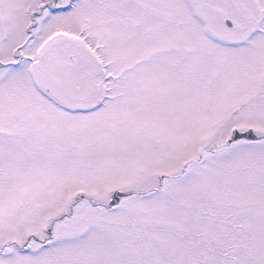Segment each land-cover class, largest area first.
Wrapping results in <instances>:
<instances>
[{
	"label": "snow or ice",
	"instance_id": "6c2138e0",
	"mask_svg": "<svg viewBox=\"0 0 264 264\" xmlns=\"http://www.w3.org/2000/svg\"><path fill=\"white\" fill-rule=\"evenodd\" d=\"M0 264H264V0H0Z\"/></svg>",
	"mask_w": 264,
	"mask_h": 264
}]
</instances>
